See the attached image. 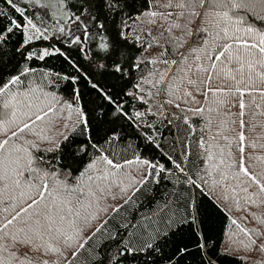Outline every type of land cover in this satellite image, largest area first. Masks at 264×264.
I'll list each match as a JSON object with an SVG mask.
<instances>
[{
    "label": "snow or ice",
    "instance_id": "6c2138e0",
    "mask_svg": "<svg viewBox=\"0 0 264 264\" xmlns=\"http://www.w3.org/2000/svg\"><path fill=\"white\" fill-rule=\"evenodd\" d=\"M0 2L6 5L0 9V264H74L86 244L94 257L104 253L91 264H122L120 257L163 255L160 241H167L183 227L190 229L193 242L176 247L167 264H184L194 251L200 255V264H217L215 256L231 251L232 242L224 253H214L200 228L198 196L205 189L214 194L220 188L219 198L235 200L237 208L240 193L246 204H264V173L258 178L249 171L243 131L238 135V161L227 163L225 149L202 136L196 144L203 150L205 167L186 170L189 146L185 144L184 151L173 158L165 152L159 128L148 117H163L165 127L182 119L189 135L193 134L196 129L187 115L177 117L164 110L169 105L194 116L211 112L205 107L181 109L180 102L201 103L188 90L192 88L206 103L209 97L238 95L239 123L244 128L243 96L255 91L264 97V88H256L257 78L264 84V0ZM50 32L54 33L51 37ZM51 39L60 46L37 50V42ZM150 49L160 51L145 55ZM72 52L87 66L73 59ZM51 56L63 58L69 70L42 72L38 81L32 62ZM161 64L163 70L158 67ZM221 76L233 82L234 91L211 87L213 77ZM105 77L114 83H101ZM62 85L68 98L58 94ZM82 87L94 93L91 101L84 100ZM155 98L160 103L153 111L150 102ZM125 123L171 167L135 152L132 158L117 160L111 148L122 138L110 125ZM211 124L208 119L206 127ZM223 139L229 140L227 136ZM214 147L219 148L218 153ZM133 165L140 179L128 171ZM162 173L165 179L178 173L177 180L189 189L182 212L167 215V202L156 209L163 214L167 230L157 228L154 236L144 240L145 233L135 231L137 213L130 212L131 219L122 217L114 224L115 231H108V217L115 221L122 210L130 211L135 194L149 183L148 178L159 184ZM241 177L246 178L247 186L229 183ZM252 186L258 191L250 193ZM109 200L115 203L109 204ZM252 216L264 224V219L255 213ZM232 224L248 236L247 242H240L245 251L264 253V232L246 229L236 219ZM93 240L98 246L89 243ZM112 244L117 248L116 257L107 254ZM33 252L40 256L33 258ZM48 256L55 258H44Z\"/></svg>",
    "mask_w": 264,
    "mask_h": 264
},
{
    "label": "trees",
    "instance_id": "16d2710c",
    "mask_svg": "<svg viewBox=\"0 0 264 264\" xmlns=\"http://www.w3.org/2000/svg\"><path fill=\"white\" fill-rule=\"evenodd\" d=\"M21 5H23L24 0H18ZM2 2H0V9L5 8ZM156 31H153V35H156ZM50 37L54 33H49ZM58 38V34H57ZM14 40L17 38H13ZM60 46L56 39H51L50 41H40L37 42V50L40 48L48 47L51 50L52 45ZM67 50V49H65ZM134 53L138 54L136 49L132 50ZM160 49H150L145 55H155ZM73 59H79L82 64L87 66V62L78 56L77 53L72 52ZM33 66L37 67V74L48 71V72H65L68 71V65L64 62L63 58L59 56L47 57L44 61H33ZM151 67V66H150ZM158 67L163 70L164 65H158ZM195 79V77H193ZM40 78H37L39 81ZM101 83L108 84L114 83L110 81L108 77H105ZM203 87V85H200ZM212 88H223L225 91L233 90V82L226 80L221 76L220 78L213 77ZM241 89L245 85H240ZM256 88H264V84L260 80L256 79ZM189 91L193 92L196 100L200 101V104H184L181 103V109L186 107H205L206 109L211 108L212 111H205L203 116H194L190 112H182L180 109L174 106L165 105V111L167 113H174L177 117H183L187 115L190 118V123L196 129V131L189 135L187 131V126L184 125L182 119L173 120L170 127H165L167 121L161 117L157 116L155 118L149 116V120H153L154 123L159 128L161 136L159 139L164 144L165 152L169 155H173L176 158V154L184 151V145L189 146L190 156L185 161L186 170L197 171L205 167L203 161V150L198 147L196 141L203 136V138L213 145H218L225 149V159L227 163H232L233 161H238L240 153L238 151L239 139L238 135L243 131L246 139L244 142L245 146V162L246 165H251L249 168L250 172L258 175L264 173V97H261L258 92L253 91L252 95L247 92L243 96L244 103L246 105L243 116L245 122L244 128L240 127V107L238 95L234 96H222L218 95L216 97H209V101L206 103L203 95L198 94L194 89L188 88ZM51 91V89H48ZM83 98L85 101H91L94 98V93L90 92V89L82 87L81 89ZM63 98H68V90L61 86V90L58 93ZM166 99L168 97H165ZM224 100L223 105H218L216 101ZM179 102V101H178ZM160 103L159 98L153 99L150 104L153 107V111L157 110V105ZM89 107L92 105L89 103ZM259 106V107H257ZM55 120V117H53ZM168 119H172L171 116ZM211 119L212 124L206 127L207 120ZM235 121V123H233ZM58 125H62V121H56ZM110 127L117 128L121 133V141L116 142L111 148L115 158L117 160H122L123 158H132L133 153L148 158V159H159L161 163H164L166 167H171L167 160L161 159L160 153L154 148L146 145L143 140L139 137L131 126L126 123L123 126L118 127L113 124ZM219 132L220 135L216 136V140H212L211 137ZM224 136L229 138L228 141L223 139ZM231 141V152L232 157L227 156L228 143ZM255 143L257 147L253 148L251 145ZM213 151L218 153L219 148L214 147ZM251 157L252 159H249ZM256 157L261 159L257 160ZM136 166H130L129 172L136 179H140V173L136 177L137 171ZM131 169V171H130ZM175 173V169H173ZM166 174H161L158 179L160 183H155L154 178L149 177V183L141 187V191L137 192L134 196L135 204L132 206L130 211H121L119 215L116 216L115 221H112L111 216L108 217L110 223L107 225L108 231H115L114 224L120 223L122 217H128L131 219V213H137L136 220L137 232L145 233L142 239L147 240L155 235V229L159 228L162 231L167 230L164 223L163 214H158L156 212L157 208L163 207L167 202L170 205V211L167 215H172V213L182 212L186 198L189 193L187 186L177 180V175H172L169 179H165ZM201 175H204L201 172ZM214 175V174H213ZM209 183L211 184L212 177H207ZM182 179V177H181ZM246 178L241 177L240 181L232 182L230 184L234 186L235 183L245 184ZM264 182V180H262ZM245 186H247L245 184ZM239 191V189H237ZM258 189L252 186L249 189L250 193L256 192ZM231 194V189L229 188V195ZM222 195V190L217 188L214 194H210V189H205L204 195L198 196V211L199 218L201 221L200 228L203 230L205 236L210 239L213 245L214 253H224V249L229 247L230 241L232 242V250L227 254H219L215 256L217 264H259V262H264V253L259 251L247 252L243 249L241 241L247 242L248 236L240 231L236 225L232 224V219H236L242 227L246 229H259L264 232V224H261L258 219L252 216V213L256 214V217L264 219V204L249 205L243 200V193H240V206L237 208L235 200H222L219 197ZM122 203V201H120ZM109 204L115 203V201L109 200ZM143 225V227H141ZM123 231V229H121ZM133 231V229H129ZM107 233H105V237ZM254 238V237H253ZM127 239V237H126ZM193 237L190 236V229L188 227L180 228L175 234H170L167 241H160V247L163 255L152 254L150 257L144 254L137 256H126L120 257L119 260L122 264H167V257L172 255L176 247L182 244H191L193 242ZM132 243L135 242L131 241ZM92 245L98 246V241L93 240L89 242ZM257 243H260L257 240ZM92 248H89L88 244L84 250H82V255L74 262V264H91L93 259L102 258L104 253H100V257H94L92 254ZM117 248L115 244H112L108 250V255L116 257ZM33 258L39 257L40 253H31ZM241 257H247L246 261H242ZM45 259H54L55 257L48 256ZM107 264V261L105 262ZM115 264V261H114ZM184 264H200V255L198 252H192L188 257L185 258Z\"/></svg>",
    "mask_w": 264,
    "mask_h": 264
},
{
    "label": "rangeland",
    "instance_id": "374dc122",
    "mask_svg": "<svg viewBox=\"0 0 264 264\" xmlns=\"http://www.w3.org/2000/svg\"><path fill=\"white\" fill-rule=\"evenodd\" d=\"M36 78H40V73L36 75ZM39 80H40V79H39ZM128 170H129V169H128ZM130 171H131V169H130ZM133 171L136 172V170H133ZM131 172H132V171H131ZM135 175H136V177H137V176L139 175V173L137 172Z\"/></svg>",
    "mask_w": 264,
    "mask_h": 264
}]
</instances>
